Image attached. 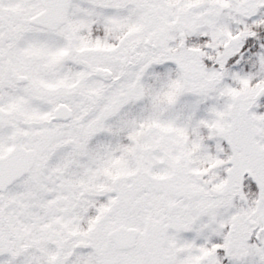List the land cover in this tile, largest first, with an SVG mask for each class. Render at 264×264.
I'll use <instances>...</instances> for the list:
<instances>
[{
  "label": "snow or ice",
  "instance_id": "1",
  "mask_svg": "<svg viewBox=\"0 0 264 264\" xmlns=\"http://www.w3.org/2000/svg\"><path fill=\"white\" fill-rule=\"evenodd\" d=\"M0 264H264V0H0Z\"/></svg>",
  "mask_w": 264,
  "mask_h": 264
}]
</instances>
